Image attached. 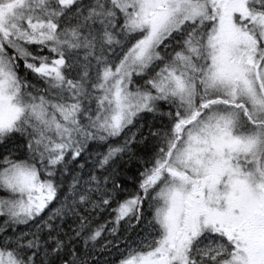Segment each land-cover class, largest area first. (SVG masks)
I'll return each instance as SVG.
<instances>
[{"label":"snow or ice","instance_id":"1","mask_svg":"<svg viewBox=\"0 0 264 264\" xmlns=\"http://www.w3.org/2000/svg\"><path fill=\"white\" fill-rule=\"evenodd\" d=\"M0 264H264V0H0Z\"/></svg>","mask_w":264,"mask_h":264}]
</instances>
